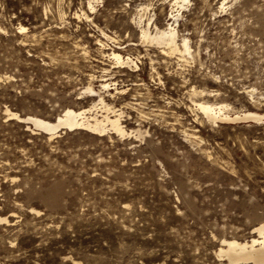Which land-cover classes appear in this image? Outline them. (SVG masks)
<instances>
[{
	"label": "rangeland",
	"instance_id": "1",
	"mask_svg": "<svg viewBox=\"0 0 264 264\" xmlns=\"http://www.w3.org/2000/svg\"><path fill=\"white\" fill-rule=\"evenodd\" d=\"M171 3L0 0V264H253L217 253L264 221V122L196 102L264 113V0ZM172 22L190 53L141 37ZM67 106L125 134L9 115Z\"/></svg>",
	"mask_w": 264,
	"mask_h": 264
},
{
	"label": "bare ground",
	"instance_id": "2",
	"mask_svg": "<svg viewBox=\"0 0 264 264\" xmlns=\"http://www.w3.org/2000/svg\"><path fill=\"white\" fill-rule=\"evenodd\" d=\"M93 1L95 0H88V6L91 9L94 7ZM184 1L185 0H172V3H171L172 7H171V12H170L171 16H175V17L177 16V13H172V11L179 9V7L183 5ZM175 19L177 18H174V20ZM24 27L25 26L23 25H19V28L21 29V31ZM174 27L175 26L173 25V22L169 23L167 27L159 28L155 26V29H156L155 32L151 33L150 30L148 29L149 28L148 26L147 27L141 26V37L154 41L156 43V46L157 44L161 45L162 52L166 54L168 53L172 54L177 51L190 53L191 47L188 44V38L183 36L179 42L177 39L178 37L177 30ZM103 34L107 36L105 32H103ZM98 43H100L101 46H104V43L101 41L100 38L98 39ZM108 55L112 57V59H114L116 63L123 64V66L130 64V63H135L136 65V61H134L131 56L123 55L118 50L112 49L108 53ZM106 82L103 81L102 85L106 86L107 85ZM92 87L93 86L90 85L86 89L90 91L91 94H94L95 88H92ZM102 97L99 98L100 102H103ZM93 105H95V103H93L92 106ZM196 105L198 106V108L200 109L204 117L210 120L211 123H215L217 120L219 121L222 119H226V120L229 119L231 121L253 120L257 122H264V113L258 112L255 110H250V109L249 110L248 109H245V110L238 109L239 111H235V110L230 111L229 109L231 108V106L224 102H213L211 100H199L196 102ZM90 108L91 107L89 106L88 108L75 109L73 107L67 106V107H64L63 110L59 114H57L53 120L46 119L38 115H26V116L21 117V115L18 116V114L13 111L9 112V115H11L12 118L17 117L19 121L32 123L35 126H38L46 131H49L50 133H53L57 128H60V127L61 128L67 127L70 129L86 127V128L92 129V131L94 132L102 133L106 129V126H107L106 124H109L110 125L109 127L118 133L123 134L125 132L120 122V112L116 113L115 110H112L113 111L112 115L105 113L100 118V117H97L96 115H91V116L86 115V112H88L87 110H89ZM6 221H8L7 216H0V222H6ZM251 232L254 234L250 235L248 238H244L241 240L236 239L237 237L236 238H233V237L232 238H221L217 254L225 255L227 259L229 260V262L231 263H237L240 261H244V262L251 261L253 264H264V221H261L258 224L254 225L252 227Z\"/></svg>",
	"mask_w": 264,
	"mask_h": 264
}]
</instances>
